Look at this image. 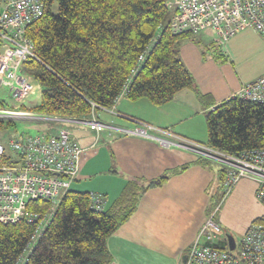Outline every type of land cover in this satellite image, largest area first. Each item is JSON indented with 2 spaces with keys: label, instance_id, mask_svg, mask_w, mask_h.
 Segmentation results:
<instances>
[{
  "label": "trees",
  "instance_id": "1",
  "mask_svg": "<svg viewBox=\"0 0 264 264\" xmlns=\"http://www.w3.org/2000/svg\"><path fill=\"white\" fill-rule=\"evenodd\" d=\"M168 1L47 0L42 14L25 27L35 58L24 61L22 70L40 86L31 110L79 118L92 111V104L112 107L120 95L161 105L182 89H195L179 55L181 43L194 34L171 30ZM5 107L0 98V109ZM14 123L0 119V129ZM205 125L204 144L210 148L228 154L264 148L262 103L224 99L205 112ZM191 164L214 172L206 188L211 213L225 197V168L198 155L153 179H128L111 205L101 210L91 207L89 191L70 186L34 241L31 236L39 231L49 203L31 199L28 209L40 214L39 221L0 223V264H108L112 256L107 238L136 210L143 193Z\"/></svg>",
  "mask_w": 264,
  "mask_h": 264
},
{
  "label": "crops",
  "instance_id": "2",
  "mask_svg": "<svg viewBox=\"0 0 264 264\" xmlns=\"http://www.w3.org/2000/svg\"><path fill=\"white\" fill-rule=\"evenodd\" d=\"M194 35L181 43L179 55L195 81V89H182L161 105L146 98L130 100L120 95L109 109L95 110V116L120 129L136 125L119 113L204 143L205 112L264 73L263 66L257 74L246 76L239 63L241 55L264 60V41L251 28L238 31L225 42L209 29ZM67 128L83 149L71 188L100 193L105 207L111 205L128 179H153L200 155L174 138L172 145L164 147L154 138L114 130L96 136L87 128ZM151 132L169 138L156 130ZM213 179V171L191 164L169 175L162 185L148 188L136 210L107 238L112 256L108 264H181L208 215L206 188ZM255 191L256 180L241 177L225 195L216 213L224 230L235 231L241 237L248 225L264 213Z\"/></svg>",
  "mask_w": 264,
  "mask_h": 264
},
{
  "label": "built area",
  "instance_id": "3",
  "mask_svg": "<svg viewBox=\"0 0 264 264\" xmlns=\"http://www.w3.org/2000/svg\"><path fill=\"white\" fill-rule=\"evenodd\" d=\"M46 1L0 0V88H8L9 96L17 103L16 108L23 106L24 99L37 88L40 94L39 84L32 75L22 70V64L27 59L35 58L33 44L25 36V27L42 14ZM168 6L171 9L169 25L173 32L197 34L209 29L225 42L238 31L251 28L264 41V0H169ZM234 96L264 104V73L242 84L231 97ZM95 107L92 104V111L79 118L0 109V119L16 121L17 118H24L49 125L36 134L14 133L6 144L0 142L1 224L15 223L21 219L39 221L40 214L29 210L27 204L31 199L44 200L49 207L41 218L39 231L31 236V240L38 237L42 226L52 216L79 171L83 149L71 136L67 125L87 128L96 136L114 130L154 138L164 147L172 145L173 138L179 140L200 155L222 163L225 168L222 184L224 195L230 192L239 178L255 179V197L264 208V148L228 154L185 138L169 128L154 127L145 121L117 113L136 123L133 128L120 129L101 122L95 116ZM152 130L169 138L153 135ZM90 200L95 210H101L105 205L100 193L90 192ZM220 204L206 216L188 245L181 264H264V213L248 225L239 242L229 249L225 231L215 219ZM219 242L225 246H220ZM234 249L236 252H233Z\"/></svg>",
  "mask_w": 264,
  "mask_h": 264
},
{
  "label": "rangeland",
  "instance_id": "4",
  "mask_svg": "<svg viewBox=\"0 0 264 264\" xmlns=\"http://www.w3.org/2000/svg\"><path fill=\"white\" fill-rule=\"evenodd\" d=\"M193 37H195V35ZM218 42H216V43H218ZM219 43H221V42H219ZM239 63L242 66L240 70L245 71L246 76H253V75L257 74L258 72H260L261 68L264 66V60L262 58H254V57L251 58L250 56L247 57V55H241ZM0 98L7 105V107H5L3 109H14V110H18V111H27V112L35 113L34 111L31 110V107L40 98L39 88H37L36 91L32 95H29L27 98L24 99L23 106L21 105L20 108H16L17 103L14 102L13 99L9 96L7 87H1L0 88ZM96 111L100 112L99 110H96ZM203 125H204V129H205L204 130L205 136L207 138L205 120H203ZM48 126H49L48 124L41 122V121H29V120H26L24 118H20V119L17 118L13 125L6 127V128H3V129H0V142L3 144H6L8 139L14 133L36 134L37 132L43 130V128H47ZM217 163H218L219 167L223 166L222 163H220V162H217ZM215 219H217V214L215 215ZM224 231L226 232L227 230H224ZM230 234L233 236L235 242H239L241 237L237 232L230 231ZM218 244H220V246H222V245L225 246V244L222 242H219ZM233 252H236V249H234Z\"/></svg>",
  "mask_w": 264,
  "mask_h": 264
},
{
  "label": "water",
  "instance_id": "5",
  "mask_svg": "<svg viewBox=\"0 0 264 264\" xmlns=\"http://www.w3.org/2000/svg\"><path fill=\"white\" fill-rule=\"evenodd\" d=\"M225 238L227 239L229 249H233L234 244H235V240H234L233 236L229 232L226 231L225 232Z\"/></svg>",
  "mask_w": 264,
  "mask_h": 264
}]
</instances>
